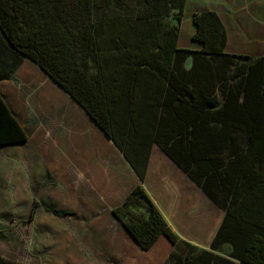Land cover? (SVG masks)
<instances>
[{"label": "trees", "instance_id": "trees-1", "mask_svg": "<svg viewBox=\"0 0 264 264\" xmlns=\"http://www.w3.org/2000/svg\"><path fill=\"white\" fill-rule=\"evenodd\" d=\"M132 3L0 0V42L17 65L32 60L80 105L141 183L151 147L163 149L225 212L212 248L228 243L238 262L264 264V57L227 54L225 25L212 11L193 16L201 49H180L179 26L164 22L172 0ZM25 139L0 98V144ZM133 196L147 203L146 219L121 212ZM113 214L144 250L161 235L182 244L140 184Z\"/></svg>", "mask_w": 264, "mask_h": 264}, {"label": "crops", "instance_id": "crops-1", "mask_svg": "<svg viewBox=\"0 0 264 264\" xmlns=\"http://www.w3.org/2000/svg\"><path fill=\"white\" fill-rule=\"evenodd\" d=\"M205 11L215 12L223 21L227 54L251 60L264 57V0H185L181 22L172 24L179 26L180 49H201V44L192 39L196 30L193 16ZM184 28L187 31L183 33ZM0 50V98L26 136L24 141L0 144V257L18 264H242L232 258L230 244L212 248L224 210L163 149L157 144L151 147L141 183L123 152L35 62L21 57L17 65L18 58L6 52L2 42ZM192 66L193 57H189L184 67L190 70ZM39 71L56 85V96H69L89 120L62 123L60 114L71 112V102L67 107H58L61 102L52 100L51 91H44L51 90V86L25 84V75L33 78ZM52 131L67 134L70 141L74 136L78 138L80 150L91 151L99 161L96 166L110 173L115 181L110 200L101 196L95 201L97 205L113 206L111 213L94 214V220L107 223L97 228L67 230L66 234L73 233L76 240L63 242L60 249L40 241L39 237L47 232L39 228L41 206L34 198L40 186V142L47 141L49 145ZM86 170L94 172L92 168ZM139 184L178 235L181 245L161 235L150 249L144 250L115 217L113 209L123 207ZM34 202L38 207L29 221ZM140 213L143 220L148 217L147 203Z\"/></svg>", "mask_w": 264, "mask_h": 264}, {"label": "rangeland", "instance_id": "rangeland-1", "mask_svg": "<svg viewBox=\"0 0 264 264\" xmlns=\"http://www.w3.org/2000/svg\"><path fill=\"white\" fill-rule=\"evenodd\" d=\"M130 1L133 2L130 8L133 9L136 0ZM178 3V0H172L171 4L174 6L169 16L164 19L166 27L177 23ZM184 30L187 31L184 28L182 29L183 33ZM29 66L34 70V65L29 63ZM24 81L25 84L35 86H51V90L44 89V91H51L52 100L61 102L62 105H58V107L63 104L67 107L71 102V112L66 111L64 114H60L62 123L66 124L67 120H89L81 108L73 100H70L69 96L64 94L56 96V92H58L56 85L44 73L39 71L33 78L25 75ZM78 135L76 136L79 137ZM40 143L42 145L39 151L40 186L38 190H35L34 198L41 206L38 210L39 228L47 233L39 239L50 248L52 243L53 247L56 246L60 249L62 247L59 246H62L63 242L69 243L71 240H76L73 233L66 234L67 230L73 232L84 227L97 228L101 223H107L104 220H94V214L97 212L111 213L113 206L111 204L97 205L95 201L101 196L110 200L115 181L111 180L110 173L103 172L102 167L96 166L99 161L91 151L80 150L79 140L75 139V136L74 140L70 141L67 134L52 131L49 145L47 141ZM87 168L94 169V172L87 171ZM140 203L143 202L139 197H131L128 204L121 210L125 213L124 217L129 220L140 214L139 212L143 208V204L140 205ZM45 209L51 210L57 216L48 213ZM66 213H70L71 216L64 217L63 215ZM108 223L111 224L110 221Z\"/></svg>", "mask_w": 264, "mask_h": 264}, {"label": "water", "instance_id": "water-1", "mask_svg": "<svg viewBox=\"0 0 264 264\" xmlns=\"http://www.w3.org/2000/svg\"><path fill=\"white\" fill-rule=\"evenodd\" d=\"M50 78V77H49ZM51 79V78H50ZM52 80V79H51ZM53 81V80H52ZM54 82V81H53ZM90 117V116H89ZM91 119V118H90ZM92 120V119H91ZM53 214V213H52ZM54 215V214H53Z\"/></svg>", "mask_w": 264, "mask_h": 264}]
</instances>
